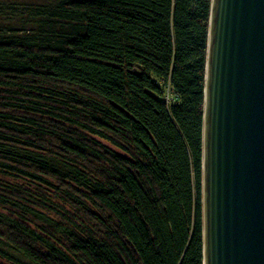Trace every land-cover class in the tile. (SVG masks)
<instances>
[{"label":"trees","instance_id":"1","mask_svg":"<svg viewBox=\"0 0 264 264\" xmlns=\"http://www.w3.org/2000/svg\"><path fill=\"white\" fill-rule=\"evenodd\" d=\"M211 3L0 0V264H204Z\"/></svg>","mask_w":264,"mask_h":264},{"label":"water","instance_id":"2","mask_svg":"<svg viewBox=\"0 0 264 264\" xmlns=\"http://www.w3.org/2000/svg\"><path fill=\"white\" fill-rule=\"evenodd\" d=\"M204 264H264V0H212L203 124Z\"/></svg>","mask_w":264,"mask_h":264},{"label":"rangeland","instance_id":"3","mask_svg":"<svg viewBox=\"0 0 264 264\" xmlns=\"http://www.w3.org/2000/svg\"><path fill=\"white\" fill-rule=\"evenodd\" d=\"M168 89H169V87L167 88V93H168V91H169ZM166 96H167V95H166ZM166 96H165V97H166ZM169 96H173V94L170 93ZM170 101H171V102H177V101H178V98H177L176 96H173V97L170 99Z\"/></svg>","mask_w":264,"mask_h":264},{"label":"built area","instance_id":"4","mask_svg":"<svg viewBox=\"0 0 264 264\" xmlns=\"http://www.w3.org/2000/svg\"><path fill=\"white\" fill-rule=\"evenodd\" d=\"M169 95H170V94L167 95V100H168V101H170V99H171L173 96H175V95H173V96H169Z\"/></svg>","mask_w":264,"mask_h":264}]
</instances>
